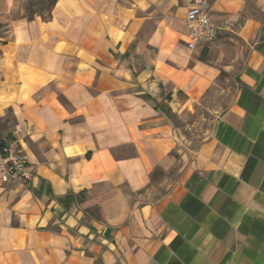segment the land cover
<instances>
[{"label":"crops","instance_id":"1","mask_svg":"<svg viewBox=\"0 0 264 264\" xmlns=\"http://www.w3.org/2000/svg\"><path fill=\"white\" fill-rule=\"evenodd\" d=\"M30 1L0 0V140L35 174L0 188V264H264V0H205L195 49L193 0Z\"/></svg>","mask_w":264,"mask_h":264},{"label":"built area","instance_id":"2","mask_svg":"<svg viewBox=\"0 0 264 264\" xmlns=\"http://www.w3.org/2000/svg\"><path fill=\"white\" fill-rule=\"evenodd\" d=\"M188 12L189 34L188 47L197 48L200 44L217 39L218 27L204 9L205 0H193ZM28 156L23 152L15 139L0 140V188L6 183L28 186L35 174L30 167Z\"/></svg>","mask_w":264,"mask_h":264},{"label":"rangeland","instance_id":"3","mask_svg":"<svg viewBox=\"0 0 264 264\" xmlns=\"http://www.w3.org/2000/svg\"><path fill=\"white\" fill-rule=\"evenodd\" d=\"M36 10L40 13L42 12V7L37 6ZM224 80V78H222ZM226 81V79H225ZM227 83V81H226ZM234 88L230 84H226L224 89L219 90V109L221 106H226L231 97L234 94ZM211 106H200L196 110H189L184 117V120H175V124L181 127L183 133L185 134L184 140L188 146V149H194L198 144H200L205 138L210 136L214 119L217 117V112L211 110Z\"/></svg>","mask_w":264,"mask_h":264},{"label":"trees","instance_id":"4","mask_svg":"<svg viewBox=\"0 0 264 264\" xmlns=\"http://www.w3.org/2000/svg\"><path fill=\"white\" fill-rule=\"evenodd\" d=\"M55 4L56 0H31L28 4L27 10L30 16H34V14L38 12L36 10V7L41 6L42 12H40V14L43 16V18L49 19L51 17L52 9ZM167 114L169 116L174 115L170 110H167Z\"/></svg>","mask_w":264,"mask_h":264}]
</instances>
